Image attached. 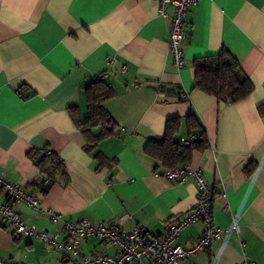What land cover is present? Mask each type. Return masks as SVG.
Masks as SVG:
<instances>
[{"label": "crops", "instance_id": "1", "mask_svg": "<svg viewBox=\"0 0 264 264\" xmlns=\"http://www.w3.org/2000/svg\"><path fill=\"white\" fill-rule=\"evenodd\" d=\"M167 12L159 14L158 0H0V174L37 195L38 208L15 205L25 223L61 240L62 222L82 219L160 232L193 207L199 187L193 177H163L143 148L162 138L170 117L182 118L186 136L192 114L208 147L194 150L187 168L209 187L212 225L236 219L241 234L181 264H264V0H199L185 19L180 66L168 46L172 7ZM222 49L253 84L234 103L195 87L193 61ZM100 91L111 94L101 106L114 129L97 139L105 125L83 122ZM44 149L68 177L46 194L32 185L41 175L29 157ZM203 228L189 225L178 243L192 246ZM79 242L86 254L116 251L97 237ZM67 256L38 237L13 236L0 218V258L65 264Z\"/></svg>", "mask_w": 264, "mask_h": 264}, {"label": "built area", "instance_id": "2", "mask_svg": "<svg viewBox=\"0 0 264 264\" xmlns=\"http://www.w3.org/2000/svg\"><path fill=\"white\" fill-rule=\"evenodd\" d=\"M199 0H158V12L167 17V9L172 7L169 17V49L172 51L177 66L183 63V50L179 46L185 34L184 23L189 10L197 5ZM110 59L109 63H112ZM106 73L97 75L96 82L101 81ZM198 138L196 133L180 138L183 144H191ZM162 176L183 182L188 177H193L199 187L197 199L191 209L186 211L176 220L168 223L160 232H151L146 228L134 226L130 230L122 228L124 219L117 225L110 226L106 223L94 224L90 220L82 219L77 223L63 221L64 239H59L58 234H48L39 231L33 225H27L15 205L26 203L34 208L40 206L35 193L28 192L24 186L6 181L0 174V218L4 225L12 230L15 237H38L49 248H54L67 253L65 264H181L187 256L196 257L199 253L210 249L215 240L223 241L230 234H241V227L236 219L226 227L212 225L209 210L210 192L200 170L192 171L185 168H163ZM224 193H222V196ZM51 220L56 223L59 215L50 213ZM203 223L204 228L194 244L188 248L178 243L179 235L189 225ZM97 237L101 243H107L116 249L115 253L107 254L94 251L92 254L83 253L79 240ZM0 264H24L20 260L0 258ZM245 264H255L245 261Z\"/></svg>", "mask_w": 264, "mask_h": 264}, {"label": "trees", "instance_id": "3", "mask_svg": "<svg viewBox=\"0 0 264 264\" xmlns=\"http://www.w3.org/2000/svg\"><path fill=\"white\" fill-rule=\"evenodd\" d=\"M195 72V87L213 95L218 100L229 103L246 98L253 90V84L240 68L239 63L222 49L218 54L193 61ZM111 94L108 91H100L96 100L88 105V121L85 125L104 124L105 129L93 138L101 139L112 135L114 125L110 116L102 108V102ZM264 112V110H261ZM187 123V135L196 133L198 138L191 144H183L180 141V128L182 118L170 117L165 122V130L160 140L149 139L143 148L148 156L161 162L163 168H185L191 160L194 150L203 151L208 147V139L199 121L192 114L184 119ZM110 125V127H107ZM196 129V130H195ZM34 164L39 169L41 179L32 185L41 193L46 194L50 186L58 178L68 180L65 167L61 159L49 149L29 154ZM162 168V169H163ZM211 200V199H210Z\"/></svg>", "mask_w": 264, "mask_h": 264}, {"label": "rangeland", "instance_id": "4", "mask_svg": "<svg viewBox=\"0 0 264 264\" xmlns=\"http://www.w3.org/2000/svg\"><path fill=\"white\" fill-rule=\"evenodd\" d=\"M84 253V252H83Z\"/></svg>", "mask_w": 264, "mask_h": 264}]
</instances>
